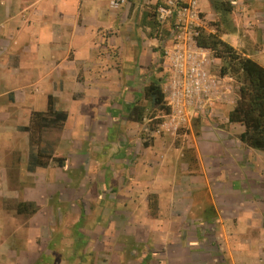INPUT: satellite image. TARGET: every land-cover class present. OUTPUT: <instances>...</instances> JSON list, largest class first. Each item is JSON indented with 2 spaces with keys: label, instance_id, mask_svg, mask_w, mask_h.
<instances>
[{
  "label": "crops",
  "instance_id": "crops-1",
  "mask_svg": "<svg viewBox=\"0 0 264 264\" xmlns=\"http://www.w3.org/2000/svg\"><path fill=\"white\" fill-rule=\"evenodd\" d=\"M163 2L128 0L126 5L112 9L108 0H0V199L34 202L38 214L43 209L38 200L49 199L48 186L54 185L56 169H66L67 163H82V159L73 158L78 151L97 154L92 161L96 165L92 166H99L103 173L101 179L91 180L102 185L110 183L109 176H104L103 155L113 151L109 161L123 164L122 169L135 173L130 175L129 187L124 188V197L129 194L128 199L133 201L131 194L136 189L145 200L146 214L147 193L155 194L160 201L166 186V191L171 192L182 178L188 182L190 176L184 173L188 172L187 167L182 172L186 164L181 160L182 148L170 143V131H165L169 129L168 122L164 121L157 131L150 130V144H141L140 131L144 121L149 120L132 122L125 115L128 105L146 102L142 99L143 88L152 76L160 79L168 101L165 87L172 71L173 18L161 30L153 31L149 26L154 22L153 7ZM228 2L230 7L234 5L231 0ZM197 3L201 28L214 32L204 26L215 16L210 0ZM239 9L249 29L241 31L235 22L220 37L238 53L264 67V0L247 1ZM212 60L220 62L213 57ZM219 70L220 67L215 79L219 85L210 100L217 107L227 97L222 86L226 77H220ZM48 96L55 99L58 111L67 113L54 147V156L65 159L64 167L53 165L55 171L49 170V166L28 172V134L20 128L28 125L32 111H46ZM233 106L226 111L224 127L201 124L198 135L192 137L200 176L208 183L210 169L206 165L215 167V173L209 171L210 180H220L230 198L237 200L243 196V185L259 184L256 167L261 163L262 152L247 148L238 140L244 130L241 125L227 123ZM202 111L189 113V121L199 120ZM122 124L126 127L121 128ZM190 126L189 123V129ZM154 158L162 165L159 170H164V176L150 190L148 163H154ZM12 163L16 165V174L11 180L10 171L15 167ZM126 163L132 164L126 167ZM13 182L18 186H8ZM109 186L111 193L122 190ZM3 245L0 243V247ZM5 247L15 254L9 245Z\"/></svg>",
  "mask_w": 264,
  "mask_h": 264
},
{
  "label": "rangeland",
  "instance_id": "rangeland-1",
  "mask_svg": "<svg viewBox=\"0 0 264 264\" xmlns=\"http://www.w3.org/2000/svg\"><path fill=\"white\" fill-rule=\"evenodd\" d=\"M242 1L244 3L240 4V0L238 3L231 0L234 5L227 15V23L220 26L223 30L231 28L235 22L241 31L249 29L243 16H240L242 10L239 8L252 0ZM217 19L214 16L213 21H205L204 26L215 31L212 23ZM202 54L204 69L216 79L221 63L212 60L209 50L204 49ZM222 86L226 88L227 97L221 107L205 104L201 118H194L192 123L189 113L201 110H189L184 126L181 124L174 128L169 125V129L165 130L170 131V143L182 148L181 160L186 162L182 172L187 167L189 173H184L190 179L186 183L187 179L182 178L171 192L166 191L168 186H164V198L158 201L156 218L151 216L149 210L146 214L145 200L136 189L132 190L133 201L128 199L129 194H126L127 198L124 197V188L129 187L132 180L130 175L135 176V173L122 169L120 165L123 164L111 163L109 160L113 151H106L102 165L105 168L104 176L110 179L108 184L122 188L115 193L108 192V184L92 183L94 181L91 179H101L103 173L99 172V166H92L96 165L92 161L97 154L74 152L73 158L82 159V163H67L66 169L56 167L54 185L48 186L51 195L49 199L38 200L43 209L30 221L14 210L15 202L20 199H0V243L4 244L0 247V264H34L42 256L45 257L43 264H141L142 257L147 253L151 254V258L146 264H264V153L259 154L261 163L256 167L261 179L259 184L243 185V196L237 200L230 198L226 185L220 180H210V172L215 173V167L206 165L210 169L209 182L204 181L194 155L195 139L192 136H197L200 125L224 127L226 111L235 104L236 82L226 77ZM215 93L216 88L211 89L209 94L213 96ZM143 105L148 110V117L153 110L147 102H143ZM157 116L160 118V113ZM161 118L164 122L165 119ZM125 127L126 124L121 125V128ZM156 129L159 130L160 125ZM149 132V121L145 120L140 131L141 144L152 142L146 138ZM43 137L56 142L58 132L48 130ZM75 145L79 146L78 141H75ZM154 161L148 163L150 175L147 184L150 190L164 176V170H159L162 165L155 158ZM12 164L15 167L10 171L11 180L15 179L16 174V165ZM131 164L126 163V167ZM54 168L51 165L49 170L55 171ZM38 178L41 180L42 176ZM13 183L8 186H18ZM78 221L77 232L83 235L81 240L75 234ZM6 245L15 254L9 253Z\"/></svg>",
  "mask_w": 264,
  "mask_h": 264
},
{
  "label": "trees",
  "instance_id": "trees-1",
  "mask_svg": "<svg viewBox=\"0 0 264 264\" xmlns=\"http://www.w3.org/2000/svg\"><path fill=\"white\" fill-rule=\"evenodd\" d=\"M210 5L218 18L212 23L215 31L211 32L201 28L199 36L195 40L196 45L209 50L213 58L220 61V77L231 78L237 84V99L227 115V123L241 125L244 130L238 135V140L247 148L264 153V67L251 58L238 53L229 43L221 39L220 33L223 29L220 26L227 23V15L232 10L230 3L210 0ZM158 6L153 7L154 22L149 25L153 31L158 28L156 22ZM142 99L149 104L153 112L147 117L146 106L138 102L126 107V119L137 123L148 119L149 130H155L163 122L161 117L170 112L160 79L154 76L149 78L148 84L143 88ZM157 113H160V118H157ZM66 119L67 113L55 108V99L52 96H48L46 111L31 112L28 125L20 128L28 134L29 155L26 163L28 172H34L38 168H47L51 165L59 168L64 167L65 159L54 156L57 140L56 142L45 140L43 134L52 129L60 132ZM198 133L199 131H196V135ZM147 202L151 216L156 218L155 215L158 211L156 195H148ZM14 210L16 214L24 215L28 219L35 215L39 208L34 202L17 201ZM209 210H213V208ZM79 225L80 221L75 225V234L81 240L83 235L77 232ZM81 243L85 245L84 242ZM49 249L51 250V247ZM150 258L151 254L147 253L142 257L141 264H146ZM44 260L45 257L42 256V259L37 260L34 264H43Z\"/></svg>",
  "mask_w": 264,
  "mask_h": 264
},
{
  "label": "built area",
  "instance_id": "built-area-1",
  "mask_svg": "<svg viewBox=\"0 0 264 264\" xmlns=\"http://www.w3.org/2000/svg\"><path fill=\"white\" fill-rule=\"evenodd\" d=\"M127 2L128 0H108L112 9H118ZM170 18H173L170 40L174 49L170 58L171 76L165 87L170 112L163 118L169 125L177 128L181 124L185 125L189 110H202L205 104L211 105L210 100L215 94L210 96V90L217 88L219 82L218 79H211L204 71V49L196 45L195 40L201 29L197 0H164L156 9L158 30ZM146 136L150 140L151 132L146 133Z\"/></svg>",
  "mask_w": 264,
  "mask_h": 264
}]
</instances>
